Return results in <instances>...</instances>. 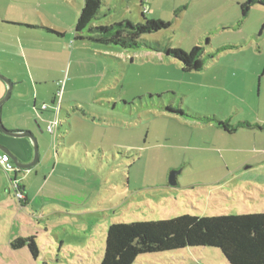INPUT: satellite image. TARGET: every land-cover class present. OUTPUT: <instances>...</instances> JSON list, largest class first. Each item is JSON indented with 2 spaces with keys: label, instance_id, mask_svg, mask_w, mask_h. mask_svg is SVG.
I'll use <instances>...</instances> for the list:
<instances>
[{
  "label": "rangeland",
  "instance_id": "374dc122",
  "mask_svg": "<svg viewBox=\"0 0 264 264\" xmlns=\"http://www.w3.org/2000/svg\"><path fill=\"white\" fill-rule=\"evenodd\" d=\"M33 1L45 6L40 10L49 24L65 28L69 38L74 32L71 43L86 46L70 77L67 66L46 84L52 98L63 89L59 119L72 123L55 133L43 125L51 159L61 162L47 192L69 207L34 223L38 258L28 247L6 251L3 238L10 229L0 220V264H100L113 222L264 211V130L240 124L264 122V75L256 74L264 60L253 35L262 26L254 17L238 25L234 0H103L102 24L141 22L145 9L146 17L172 26L144 39L186 52L198 45L204 56L215 55L202 70L186 72L163 52L75 40L85 0ZM229 20L235 26L225 28ZM169 107L229 120L238 130L228 133L216 122L194 121ZM173 171L180 172L174 186ZM219 180L233 192L208 195ZM133 264L230 263L219 248L198 246L142 254Z\"/></svg>",
  "mask_w": 264,
  "mask_h": 264
},
{
  "label": "crops",
  "instance_id": "0c3cea01",
  "mask_svg": "<svg viewBox=\"0 0 264 264\" xmlns=\"http://www.w3.org/2000/svg\"><path fill=\"white\" fill-rule=\"evenodd\" d=\"M245 1L247 0H234V3L238 5ZM44 7L41 2L36 3L33 0L0 2V73L13 81L10 96L0 105V119L11 131H31L36 136L39 147V157L34 165L28 168H19L13 162L16 169L12 171L7 172L2 167L7 176L0 168V220L5 228L10 229L8 236L5 235L3 238L5 239L4 243H6V251L8 246L12 248L11 242L19 237L25 238L35 235L36 239L39 238L40 232L39 229L34 230V223L38 221V224L41 225L45 217L50 219L55 213H60L61 208L69 207L66 201L56 200L48 196L49 193L47 192L48 183L61 162L51 159L50 145H48L42 134L44 131L43 125L47 127L48 120L56 116L55 110L49 105L50 102L54 105L56 95L55 98H52L53 94L49 92V87L46 84L53 79V72L57 73L56 77L61 76L67 66H69L68 75L70 77L74 60L79 62L86 57V51H84L86 46L83 45L84 43H71L74 32L69 38L65 28H58L49 24L44 18L45 14L40 10V8L43 10ZM35 8L39 9V14L36 13ZM259 10L264 12V7L253 6L242 23L247 18L254 17L255 22L262 26L260 34L253 33V35L257 37L258 56L264 60V15L263 13L261 15ZM145 11L143 9L144 13ZM241 17L242 14L239 15V11H237L235 18L237 24ZM232 21L229 20L224 24V27H234L235 24ZM97 23L101 24L102 22L98 21ZM44 27L63 32L64 36H57L63 37L64 42L61 43L48 36L47 34H52V32ZM261 67V65L258 66V70H256L258 77H262V73L264 75V70ZM261 85L262 81H260V89ZM7 90V84L0 78V102L6 96ZM43 103L48 105L45 110L43 109ZM243 122L249 121L244 120ZM259 123L264 124L260 120L257 124L252 122L256 127L264 130V125ZM64 124L66 126L61 122L59 127L62 129L66 127L67 130L72 127V123L69 121ZM61 138L65 139L66 137ZM0 144L9 147L24 164L31 163L35 158V149L28 137L17 138L6 135L0 130ZM37 164H41L43 169ZM61 166L67 168L64 163ZM15 181L18 182L20 189L26 195L23 201L16 197L15 185H13ZM223 181L225 180L223 179ZM223 181L219 180L218 187L209 188L208 195L231 194L233 191L222 184ZM38 215L41 216L38 217ZM7 217L13 218L12 223L9 222ZM45 231L49 232V226L46 224ZM24 248L12 249L20 251Z\"/></svg>",
  "mask_w": 264,
  "mask_h": 264
},
{
  "label": "trees",
  "instance_id": "16d2710c",
  "mask_svg": "<svg viewBox=\"0 0 264 264\" xmlns=\"http://www.w3.org/2000/svg\"><path fill=\"white\" fill-rule=\"evenodd\" d=\"M102 5L103 0H85L75 26V40H87L122 49L142 48L163 52L181 61L186 72L202 70L208 59L215 56L213 54L204 56V48L198 45L186 52L180 48L163 46L157 41L144 39L145 34L172 26V22L148 18L144 12L141 22L125 18L114 23L98 24ZM238 5L242 14L238 23L240 24L253 6L264 7V0H247ZM44 28L58 36H64L63 32ZM57 96L58 94L56 98ZM168 110L194 121L216 122L228 133H235L238 129V125L215 116L185 113L181 108L175 107H169ZM240 124L255 126L250 122ZM11 246L14 249L28 247L34 258L39 256L35 235L14 239ZM198 246L219 248L230 264H264V211L219 215L185 213L157 220L113 222L107 231L106 250L100 264H133L142 254Z\"/></svg>",
  "mask_w": 264,
  "mask_h": 264
},
{
  "label": "water",
  "instance_id": "95a60500",
  "mask_svg": "<svg viewBox=\"0 0 264 264\" xmlns=\"http://www.w3.org/2000/svg\"><path fill=\"white\" fill-rule=\"evenodd\" d=\"M0 78L7 84L8 86V90H7V93H6V96L4 97V99H2V101L0 102V105L3 101H5L9 96H10V92H11V89H12V81L6 77L5 75H3L2 73H0ZM0 130L6 134V135H10V136H13V137H17V138H21V137H28L31 139L33 145H34V149H35V158L34 160L29 163V164H24L22 163V161L19 159V157L13 153L9 147L3 145V144H0V152H3L5 153L9 158H11L13 160V162L15 163V165L19 168H28L30 167L31 165H34L36 163V160L38 159L39 157V147H38V141H37V138L36 136L31 132V131H11L9 129H7L5 127V125L2 123L1 119H0ZM177 175H178V172L176 171H173L171 173V176H170V185H177Z\"/></svg>",
  "mask_w": 264,
  "mask_h": 264
},
{
  "label": "built area",
  "instance_id": "2783aa9c",
  "mask_svg": "<svg viewBox=\"0 0 264 264\" xmlns=\"http://www.w3.org/2000/svg\"><path fill=\"white\" fill-rule=\"evenodd\" d=\"M62 95H63V89L59 91L58 96L56 98V102L54 103V105H56V116L53 119L48 120L47 129L52 133H55L61 124V120L59 119V112L62 104ZM47 108L48 105L44 104L43 109L45 110ZM0 164L7 172L16 169V166L14 165L13 161L5 153H0ZM13 185H15L14 189H15L16 197L20 201H23L26 198L25 193L20 189L17 181H15Z\"/></svg>",
  "mask_w": 264,
  "mask_h": 264
}]
</instances>
